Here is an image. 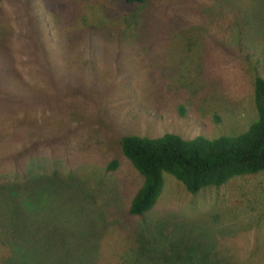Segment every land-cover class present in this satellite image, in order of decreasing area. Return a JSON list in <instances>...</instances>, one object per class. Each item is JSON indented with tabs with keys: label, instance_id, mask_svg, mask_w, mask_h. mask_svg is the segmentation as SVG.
<instances>
[{
	"label": "rangeland",
	"instance_id": "rangeland-1",
	"mask_svg": "<svg viewBox=\"0 0 264 264\" xmlns=\"http://www.w3.org/2000/svg\"><path fill=\"white\" fill-rule=\"evenodd\" d=\"M257 75L264 0H0V264H264V171L134 217L121 149L244 133Z\"/></svg>",
	"mask_w": 264,
	"mask_h": 264
},
{
	"label": "trees",
	"instance_id": "trees-1",
	"mask_svg": "<svg viewBox=\"0 0 264 264\" xmlns=\"http://www.w3.org/2000/svg\"><path fill=\"white\" fill-rule=\"evenodd\" d=\"M145 0H123L141 5ZM257 120L242 134L209 140H184L174 134L150 139L121 138L123 156L142 178L128 213L140 217L156 204L163 188V174L172 176L185 190L196 195L207 187H220L234 177L254 176L264 171V79L254 80ZM112 161L107 170H115Z\"/></svg>",
	"mask_w": 264,
	"mask_h": 264
}]
</instances>
